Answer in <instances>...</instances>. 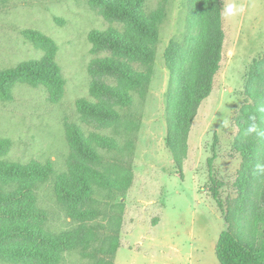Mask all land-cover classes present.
I'll use <instances>...</instances> for the list:
<instances>
[{"label": "rangeland", "instance_id": "1", "mask_svg": "<svg viewBox=\"0 0 264 264\" xmlns=\"http://www.w3.org/2000/svg\"><path fill=\"white\" fill-rule=\"evenodd\" d=\"M192 1L145 0L143 12L157 19L159 28L150 85L130 92L131 108L110 102L121 122L102 124L84 117L78 108L80 100L101 103L92 93L96 83L119 85L98 63L113 58L138 72L146 68L97 45L91 36L112 32L124 36L132 28L109 16L97 0H0V73L33 61L51 62L64 80L60 95L43 85L16 82L10 88L11 98H0V141L10 145L1 160L24 166L50 164L55 175L36 194L49 216L46 229L61 236L77 233L81 239L74 251L62 253L57 264H220L216 246L229 228L252 241L264 263V223L255 216L264 214V180L251 181V187L244 189L240 181L241 175L255 179L256 164L264 165V136H247L257 145L250 156L255 169L247 173L243 170L246 153L239 148L247 142L240 125L246 121L248 107L257 109L248 82L251 72L264 61V0H221V13L233 2L243 5L245 12L228 18L220 15L224 35L220 70L211 95L198 108L178 167L166 144L171 74L165 52L173 41H184ZM27 32L39 33L51 43L33 42ZM224 117L231 121L228 128L223 127ZM72 125L92 142L93 134L107 136L123 150L93 143L99 160L88 161L69 137ZM214 156L217 187L208 166ZM80 163L119 180L118 185L124 181L126 190L106 188L95 178L90 200H59L58 175H69ZM242 193L249 197L245 206ZM90 211L92 215L77 216ZM113 245L117 246L115 254ZM0 264L29 263L0 259Z\"/></svg>", "mask_w": 264, "mask_h": 264}, {"label": "trees", "instance_id": "2", "mask_svg": "<svg viewBox=\"0 0 264 264\" xmlns=\"http://www.w3.org/2000/svg\"><path fill=\"white\" fill-rule=\"evenodd\" d=\"M97 1L104 5L109 16L125 21L133 32L124 36L118 32L94 33L91 39L97 45L107 47L121 57L141 62L146 71L138 72L129 63L113 58L100 61L98 67L101 71L116 78L119 85L112 87L96 83L92 93L100 99L101 103L93 104L80 100L78 108L88 119L102 124L119 123L121 115L111 103L131 108L133 100L130 92L146 90L150 85L159 28L157 19L147 18L144 14L145 0ZM220 2L221 0H193L184 41H173L165 52L166 65L171 74L170 88L167 93L169 131L166 144L178 167L182 166L187 138L198 108L211 95L215 76L220 70L224 42V35L220 29ZM26 36L36 43H51L50 39L39 33L27 32ZM262 64H258L251 72L248 82V91L256 100L257 109L248 107L249 112L246 114V121L250 114L256 116V123L260 125L261 130L264 127V111H260L264 108ZM16 82H25L36 87L43 85L53 95L62 94L64 89L61 71L51 62L33 61L1 72L0 98L10 99V88ZM240 127L241 135H244L246 124L243 123ZM68 134L74 147L88 161L99 160V154L93 143L109 150H123L114 139L107 136L93 134L91 137L93 142L86 139L76 125L68 129ZM245 139L247 142L239 148L246 153L243 165V170L246 172L251 171L252 168L255 169L250 156L253 157L251 153H255L257 145L253 138L245 136ZM9 146L8 141H0V259L10 262L24 261L29 264H57L62 253L74 251L81 244V239H78L77 233H75L76 236H61L46 229L49 216L47 211L39 206L36 194L39 186L49 181L55 175V171L50 164L44 166L32 163L24 166L2 161L1 157L6 154ZM128 150L124 147V151ZM214 158L215 156L209 159L208 166L211 171V181L217 187L218 183L212 172ZM258 164L262 165V163ZM256 170L255 179L247 180L246 175L240 176L243 189L250 188L251 181L264 180V174L257 168ZM95 178L102 180L101 185L106 188L114 187L113 189L120 192H124L127 188L124 186V181L118 185L119 180H110L105 175L98 174L94 169L80 163L71 169L69 175H58L56 190L59 200L72 203L90 200L94 194ZM217 192L215 188V199H217ZM242 196L244 201L241 203L245 206L249 197H245L243 193ZM261 198L264 201V195ZM88 214L93 213L90 211L77 216L83 217ZM72 216H75L74 213ZM255 216L257 222L264 223V214L259 213ZM116 251L117 246L113 245L111 252L115 254ZM216 256L220 264H264L256 256L254 243L236 236L230 228L221 233L216 246ZM100 264L108 263L101 261Z\"/></svg>", "mask_w": 264, "mask_h": 264}, {"label": "clouds", "instance_id": "3", "mask_svg": "<svg viewBox=\"0 0 264 264\" xmlns=\"http://www.w3.org/2000/svg\"><path fill=\"white\" fill-rule=\"evenodd\" d=\"M245 12V8L243 5H238L236 3H228L224 6L221 15L225 18L234 17ZM227 99V98H226ZM260 111H264V108L260 109ZM246 127L244 128L245 136H252L253 134L257 136H264V130H261L260 125L256 123V116L254 114H250L248 116L247 121L244 122ZM223 127L228 128L231 124L229 118H225L222 121ZM256 168L264 174V165L258 164Z\"/></svg>", "mask_w": 264, "mask_h": 264}]
</instances>
